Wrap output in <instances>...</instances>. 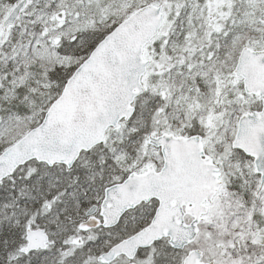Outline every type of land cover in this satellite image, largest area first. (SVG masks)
I'll list each match as a JSON object with an SVG mask.
<instances>
[{
  "label": "snow or ice",
  "instance_id": "snow-or-ice-1",
  "mask_svg": "<svg viewBox=\"0 0 264 264\" xmlns=\"http://www.w3.org/2000/svg\"><path fill=\"white\" fill-rule=\"evenodd\" d=\"M0 264H264V0H0Z\"/></svg>",
  "mask_w": 264,
  "mask_h": 264
}]
</instances>
